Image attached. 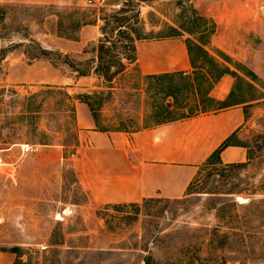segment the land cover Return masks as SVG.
<instances>
[{
	"label": "rangeland",
	"instance_id": "rangeland-1",
	"mask_svg": "<svg viewBox=\"0 0 264 264\" xmlns=\"http://www.w3.org/2000/svg\"><path fill=\"white\" fill-rule=\"evenodd\" d=\"M87 1L0 0V156L5 163L0 170V255H9L10 264L137 263L139 252L127 248L142 233L144 210L137 223L126 225L122 218L131 209L106 210L120 204L95 202L77 177L78 151L90 143L77 123L76 105H85L94 120L88 105L75 98L91 95L100 127L133 132L160 120L217 110L208 91L221 72L232 70L235 81L225 105L252 101L232 139L245 146L246 167L227 169L219 177L200 165L201 183L194 191L208 193L177 198L184 202L173 207L174 220L155 222L158 230L184 232L173 242L189 247L194 264H264V203L259 202L264 200V0L231 14L255 19L231 42L235 50L241 48V62L228 54L223 0ZM116 12L132 18L122 29H133L136 41L182 39L197 69L193 79L141 76L125 61L130 52L116 32L108 35L103 61L112 62L111 72L119 62L126 68L110 84L96 75L102 19ZM82 13L97 20L92 25L97 40L80 53L66 52L64 46L79 39ZM39 50L46 58H33L41 56ZM167 103L172 108L165 111ZM230 191L241 194H225ZM152 255L164 257L156 248Z\"/></svg>",
	"mask_w": 264,
	"mask_h": 264
},
{
	"label": "crops",
	"instance_id": "crops-1",
	"mask_svg": "<svg viewBox=\"0 0 264 264\" xmlns=\"http://www.w3.org/2000/svg\"><path fill=\"white\" fill-rule=\"evenodd\" d=\"M257 0H223L222 13L227 15L223 27L227 35L228 54L243 60L238 46L247 22L234 10L256 7ZM97 26H84L77 41L64 50L80 53L90 41L97 40ZM226 40V37H225ZM136 61L130 65L143 77L183 75L193 79L194 72L185 42L178 37L142 39L135 42ZM245 60V59H244ZM253 70L258 73L256 67ZM230 72H235L230 70ZM222 73L208 91L207 97L227 102L231 96L234 74ZM237 74V73H236ZM208 76V74H206ZM193 82V81H192ZM195 90V85H193ZM249 103L227 104L213 112L140 128L133 132L97 131L83 104L76 105V120L89 135V145L78 151L75 171L79 182L99 204L139 202L145 198H181L195 178L198 168L231 135H236L245 121L244 107ZM223 164L247 161L246 149L239 145L224 148ZM9 255H0V264H10Z\"/></svg>",
	"mask_w": 264,
	"mask_h": 264
},
{
	"label": "trees",
	"instance_id": "trees-1",
	"mask_svg": "<svg viewBox=\"0 0 264 264\" xmlns=\"http://www.w3.org/2000/svg\"><path fill=\"white\" fill-rule=\"evenodd\" d=\"M127 4V3H126ZM84 13H82L83 15ZM119 13H111L107 15V17L103 18V26L100 27V32L102 37L99 39V45L96 49L97 56H96V62L97 66L93 68V71L96 75L101 76L104 78V80L107 83H111L113 78L118 75L119 73H122L126 66L125 64L119 62L118 63V69H116L115 72L110 71V67L108 66L109 63L112 62H104L103 61V55L107 53L108 51L105 50V43H111L110 37L108 36L109 33L116 32V36L119 39H122L123 42H125L127 45V48L130 52V55L127 57L125 56V61L128 64H133L136 61V54H135V42H136V33L133 29H129V31H126L122 29L124 27V24H128L129 21L132 18H123L119 16ZM121 24V25H119ZM87 25H97V20H88L87 17L84 16L78 21V27L79 29L81 27L87 26ZM110 26V27H109ZM109 28V29H108ZM135 35V36H134ZM167 37H177L176 35H169L164 36L162 38ZM67 39H70L69 37H66ZM200 52L206 55V53L203 51L202 48H199ZM41 56L33 57L34 59H40V58H46L43 51L39 50ZM189 57L190 52L188 51ZM207 56V55H206ZM2 55V59H3ZM1 59V60H2ZM191 60V57H190ZM192 64V61H191ZM224 73V72H221ZM80 76H85V74H80ZM217 80V78L215 79ZM91 95L83 94L78 95L75 100H79L85 104L88 105L90 112L92 113V117L95 124V129L97 131H109L107 129H104L98 125L97 119H96V111L93 109L91 103H90ZM209 101L214 102L219 106V108L225 106L226 102H216L212 99H208ZM165 111H168L172 108V103H167L165 105ZM218 108V109H219ZM203 112H206L203 110ZM176 120V119H175ZM174 120H160L157 122H154L153 125L170 122ZM234 134L231 135L228 139H226L220 147L214 151L209 158L203 163L204 167L209 171L208 175L216 174L219 177H223V172L227 169H241L246 167L247 163H234V164H223L220 161L219 155L221 151L230 145H239L245 148V146L240 145L238 143H233L232 139L234 138ZM249 160V158H247ZM219 172V174H218ZM201 172L197 173L196 177L193 179V181L189 184L186 190L185 195H190L194 193H208V192H196L194 189L198 188V185L201 183L200 180ZM225 194L228 195H234V194H241V192H235L230 191ZM184 202L183 199H166V198H145L142 199L139 202L134 203H124L120 205H108L105 209H112L116 212H122L125 209H131L133 213L131 215H128L126 217L122 218V221L126 225L134 224L139 221V216L141 215V210H144V216L145 218L141 220V235H139L137 238L138 240L134 243H130V247L127 248L129 250H133L136 252H139L138 256V262L135 264H194L193 261V254H191V251L189 250V247H178L177 244L173 242L176 237H180V235L183 234V231L178 230H168V229H160L158 230V226L156 221H159V219H167L169 221H173L176 217L177 213L176 210H174L175 206H178L179 204H182ZM259 202L264 203V200H260ZM153 208H157L156 211L152 212L151 210ZM182 233V234H181ZM182 236V237H183ZM182 237L180 239H182ZM152 248L158 249L163 254V259L159 260L153 257L152 255ZM144 254H146L144 256Z\"/></svg>",
	"mask_w": 264,
	"mask_h": 264
},
{
	"label": "built area",
	"instance_id": "built-area-1",
	"mask_svg": "<svg viewBox=\"0 0 264 264\" xmlns=\"http://www.w3.org/2000/svg\"><path fill=\"white\" fill-rule=\"evenodd\" d=\"M87 3H91V0H88L87 1ZM28 150H29V147L28 146H23L22 147V151L23 152H28ZM5 165V163H4V161H3V158L0 156V170H1V168L3 167Z\"/></svg>",
	"mask_w": 264,
	"mask_h": 264
}]
</instances>
